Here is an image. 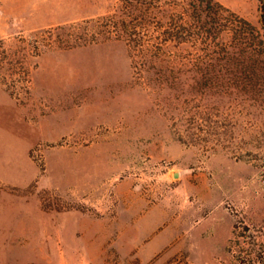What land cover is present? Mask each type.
Instances as JSON below:
<instances>
[{
  "label": "rangeland",
  "instance_id": "1",
  "mask_svg": "<svg viewBox=\"0 0 264 264\" xmlns=\"http://www.w3.org/2000/svg\"><path fill=\"white\" fill-rule=\"evenodd\" d=\"M153 1L167 16L185 0ZM219 1L259 22V0ZM120 5L0 0V40L34 49ZM39 39L25 86L0 83V264H241L234 232L264 231V111L135 70L123 39Z\"/></svg>",
  "mask_w": 264,
  "mask_h": 264
},
{
  "label": "trees",
  "instance_id": "2",
  "mask_svg": "<svg viewBox=\"0 0 264 264\" xmlns=\"http://www.w3.org/2000/svg\"><path fill=\"white\" fill-rule=\"evenodd\" d=\"M259 12L255 23L219 0H185L166 16L153 0H121L114 12L41 29L34 49L26 36L15 49L0 40V83L12 94L25 86L29 57L42 52L39 38L63 49L123 39L135 70L158 67L174 80L187 75L194 89L242 94L264 111V0ZM170 49L186 53L165 56ZM234 234L239 262L264 264V231L245 225Z\"/></svg>",
  "mask_w": 264,
  "mask_h": 264
},
{
  "label": "crops",
  "instance_id": "3",
  "mask_svg": "<svg viewBox=\"0 0 264 264\" xmlns=\"http://www.w3.org/2000/svg\"><path fill=\"white\" fill-rule=\"evenodd\" d=\"M136 229V228H135Z\"/></svg>",
  "mask_w": 264,
  "mask_h": 264
}]
</instances>
